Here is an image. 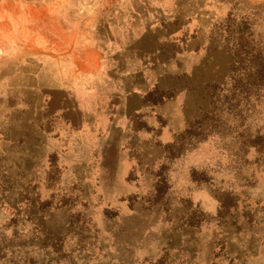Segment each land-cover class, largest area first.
<instances>
[{"label": "rangeland", "instance_id": "obj_1", "mask_svg": "<svg viewBox=\"0 0 264 264\" xmlns=\"http://www.w3.org/2000/svg\"><path fill=\"white\" fill-rule=\"evenodd\" d=\"M260 59L264 0H0V264H264Z\"/></svg>", "mask_w": 264, "mask_h": 264}, {"label": "trees", "instance_id": "obj_2", "mask_svg": "<svg viewBox=\"0 0 264 264\" xmlns=\"http://www.w3.org/2000/svg\"><path fill=\"white\" fill-rule=\"evenodd\" d=\"M246 74H248L252 83L259 85L258 87L261 88L262 83H264V61L262 59L258 60L255 68H253V70L246 71L245 75Z\"/></svg>", "mask_w": 264, "mask_h": 264}]
</instances>
